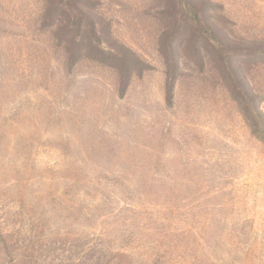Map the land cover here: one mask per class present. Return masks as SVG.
Instances as JSON below:
<instances>
[{
  "label": "rangeland",
  "instance_id": "obj_1",
  "mask_svg": "<svg viewBox=\"0 0 264 264\" xmlns=\"http://www.w3.org/2000/svg\"><path fill=\"white\" fill-rule=\"evenodd\" d=\"M173 1L0 0V264H264V0Z\"/></svg>",
  "mask_w": 264,
  "mask_h": 264
},
{
  "label": "trees",
  "instance_id": "obj_2",
  "mask_svg": "<svg viewBox=\"0 0 264 264\" xmlns=\"http://www.w3.org/2000/svg\"><path fill=\"white\" fill-rule=\"evenodd\" d=\"M175 5L177 6H182V5H188V6H196L195 3H197L195 0H174L173 1ZM199 3L202 5V7H206V6H213L212 3H210L208 0H201V2L199 1ZM199 4V5H200ZM210 7V8H211ZM173 22L175 23L176 27H177V31L175 32L176 34H182L186 29L185 27H190L194 30V32L199 33L198 35H196V33H194V37L195 39L198 37H201L200 35V26L199 23L201 22V20H199L198 17V12H193L192 13V17H187V15H173ZM166 42H162V45L160 46V51L162 53V55L164 56L165 59V63H166V68L167 71L170 72L171 74V79L169 82V87H168V92H167V101H171V97H172V84L173 81L175 79L174 76V72L176 69V63H174V59L172 57V49H171V44L169 43L168 39H165ZM133 58V60H129V64L132 66H136L138 64V59L136 58V56L134 55V53L132 51H127ZM125 64L126 62L128 63V60L124 61ZM232 84V83H231ZM234 86V91H232L233 94V98L242 106V110H243V115L245 120L248 122V124L250 125V127L252 128L253 132L256 134V136L261 139L262 141H264V114L262 113V111L259 109L258 106H256L255 108L252 107L249 103L247 98H243V97H239L240 94L242 93L240 91V89H237L238 87H236L237 85H233ZM126 87V83L123 82L122 84V89L124 91V88ZM236 88V89H235ZM249 87L247 86V89Z\"/></svg>",
  "mask_w": 264,
  "mask_h": 264
}]
</instances>
